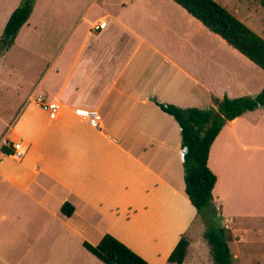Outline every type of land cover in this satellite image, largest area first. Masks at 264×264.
I'll return each instance as SVG.
<instances>
[{"label":"crops","instance_id":"crops-1","mask_svg":"<svg viewBox=\"0 0 264 264\" xmlns=\"http://www.w3.org/2000/svg\"><path fill=\"white\" fill-rule=\"evenodd\" d=\"M17 1L1 0L2 31ZM47 2L35 0L19 36L46 67L17 113L0 119V147H27L22 159L0 152V264H104L83 242L106 233L149 264H176L167 259L184 235L180 264H215L194 234L180 127L160 105L203 109L212 96H255L264 71L173 0L63 2V12ZM38 95L60 104L55 119ZM75 108L97 110L98 125ZM207 164L238 258L246 233L237 219L253 216L247 198L264 194V106L225 122ZM257 215L264 218V203Z\"/></svg>","mask_w":264,"mask_h":264},{"label":"trees","instance_id":"trees-1","mask_svg":"<svg viewBox=\"0 0 264 264\" xmlns=\"http://www.w3.org/2000/svg\"><path fill=\"white\" fill-rule=\"evenodd\" d=\"M173 1L264 71V39L225 7L214 0ZM33 3L34 0H22L11 12L1 33L0 50L12 45L17 32L31 14ZM261 4L264 7V0H261ZM261 106H264V87L255 96H212L211 106L203 109L160 105L162 110L173 116L180 127L185 194L195 207L198 217L206 223L204 236L210 245L215 264H234V258L227 242L225 227L221 224V218L212 203L216 176L207 164L209 149L226 121ZM0 152L9 155L12 154V149L1 146ZM60 210L69 216L73 207L64 203ZM188 244V239L181 236L167 261L182 263ZM83 246L104 264H149L108 233L104 234L96 245L83 242Z\"/></svg>","mask_w":264,"mask_h":264},{"label":"rangeland","instance_id":"rangeland-1","mask_svg":"<svg viewBox=\"0 0 264 264\" xmlns=\"http://www.w3.org/2000/svg\"><path fill=\"white\" fill-rule=\"evenodd\" d=\"M21 1L22 0H18L16 6H18ZM99 1L100 0H48L47 5L50 4V7H53L54 4H56L58 9L60 8V11L63 12L65 8L63 2H71V5L81 2L80 5L84 6L92 2H94L95 5L98 4ZM214 1L225 7L246 26L264 39V7L261 4V0ZM27 20L29 21V19ZM28 21H26V23H28ZM24 26L25 25L19 29L13 45L6 51L0 50V119L4 118L8 120L17 113L31 85L35 83L36 79L46 67V62H44L40 54H37L34 50L27 51L23 48L21 44L22 39L19 36ZM1 32L2 29H0V37ZM29 38L27 39L30 41ZM53 49L54 48H51V50ZM2 133L3 125L0 122V137ZM260 197L261 198H247V201L249 200V211L253 216H250V218L239 217V219H237V221L243 225L246 234H244L245 236H241V241L239 243L241 253L238 258L233 257L234 264H264V218L257 215L259 205L264 203V194H261ZM240 205L241 200L237 201L233 206L240 207ZM205 229V221L199 218V222L195 224L194 234L200 242L204 244L206 250L208 249L205 252L211 255L210 245L204 236ZM230 246L233 251L236 252L234 246L231 244ZM213 263L215 262L213 261Z\"/></svg>","mask_w":264,"mask_h":264},{"label":"built area","instance_id":"built-area-1","mask_svg":"<svg viewBox=\"0 0 264 264\" xmlns=\"http://www.w3.org/2000/svg\"><path fill=\"white\" fill-rule=\"evenodd\" d=\"M106 25L105 21H101L94 26L95 29H102ZM35 102L44 107L48 111L49 118L55 119L61 106L57 102H46L44 96L38 95L35 98ZM75 114L82 120L87 121L91 126L96 127L101 119V116L97 110L90 108H75ZM12 149V155L15 159H22L27 152V147L22 142H13L10 145Z\"/></svg>","mask_w":264,"mask_h":264},{"label":"water","instance_id":"water-1","mask_svg":"<svg viewBox=\"0 0 264 264\" xmlns=\"http://www.w3.org/2000/svg\"><path fill=\"white\" fill-rule=\"evenodd\" d=\"M223 117H225V116L223 115Z\"/></svg>","mask_w":264,"mask_h":264}]
</instances>
